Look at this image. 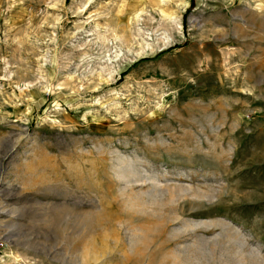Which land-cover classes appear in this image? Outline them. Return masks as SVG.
Masks as SVG:
<instances>
[{"label":"rangeland","instance_id":"obj_1","mask_svg":"<svg viewBox=\"0 0 264 264\" xmlns=\"http://www.w3.org/2000/svg\"><path fill=\"white\" fill-rule=\"evenodd\" d=\"M0 264H264V0H0Z\"/></svg>","mask_w":264,"mask_h":264},{"label":"trees","instance_id":"obj_2","mask_svg":"<svg viewBox=\"0 0 264 264\" xmlns=\"http://www.w3.org/2000/svg\"><path fill=\"white\" fill-rule=\"evenodd\" d=\"M166 50H168V49H166ZM166 50H162V51H160L158 54H160V53H164V52H166Z\"/></svg>","mask_w":264,"mask_h":264}]
</instances>
